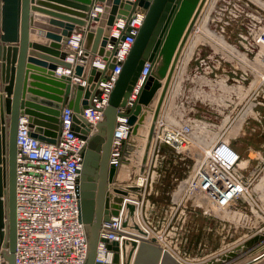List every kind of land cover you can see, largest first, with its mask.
Segmentation results:
<instances>
[{"label":"water","instance_id":"obj_1","mask_svg":"<svg viewBox=\"0 0 264 264\" xmlns=\"http://www.w3.org/2000/svg\"><path fill=\"white\" fill-rule=\"evenodd\" d=\"M56 1L63 8L36 0H0V264H14L19 116H27L33 137L54 143L59 131L60 110L66 105L73 111L75 131L81 137L87 135L88 127L81 111L91 107V99L98 93V83L114 68L117 45L130 31L131 20L139 10L144 11L143 23L111 92L104 120L89 138L76 187L89 245L85 264H100L95 262L99 240L105 242L112 253L109 264H174L176 260L171 254L160 251L152 244L156 239L145 229L141 230L137 222V199L131 193L140 191L137 180L146 175L161 112L182 50L210 0ZM31 4L56 12H45L47 17L33 15L30 11L36 9ZM119 19L126 22L120 37L116 38L111 32ZM30 24L44 32L29 30ZM76 28L84 29V65H73L66 60L68 40ZM34 35L37 36L34 38ZM109 45L113 46L111 50ZM97 56L108 58L103 70L95 65ZM145 62L152 68L136 100L125 109ZM59 68H73V76L85 81L86 86L74 82L71 76H57ZM123 109L125 113L121 112ZM147 112L151 118L145 125ZM117 117L126 118L130 134L123 142L119 163L114 166L109 164V158ZM139 129L144 130L143 135L139 134ZM134 153L138 154L139 162L132 169ZM110 192L115 196L110 198ZM111 216L120 217L124 231L131 228L143 238L126 235L122 242L99 239L102 223L110 221ZM102 232L108 233L107 230ZM263 236L255 235L204 264H223L254 248Z\"/></svg>","mask_w":264,"mask_h":264},{"label":"built area","instance_id":"obj_2","mask_svg":"<svg viewBox=\"0 0 264 264\" xmlns=\"http://www.w3.org/2000/svg\"><path fill=\"white\" fill-rule=\"evenodd\" d=\"M143 19L144 11L139 10L134 13L129 25L130 31L117 45L114 68L98 83V93L92 97L91 107L81 111V116L85 119L88 127L87 135L81 137L75 131L73 111L66 105L60 110L59 131L54 143L43 142L33 137L27 116H19L15 157L16 246L14 264L86 263L89 250L87 230L81 220L79 199L76 196L83 155L87 149L89 138L97 132L98 125L104 120V111L108 106L111 92L135 42ZM125 22L123 19L117 20L112 27L111 34L119 38ZM83 38L84 31L72 35L68 40L67 50L69 53L66 60L73 65L85 64ZM258 42L264 49V27L258 34ZM108 48L111 50L113 46L109 45ZM95 60V65L103 70L108 58L97 56ZM151 68L150 63H144L125 109L130 108L136 100L138 90ZM56 75L71 76L74 82L86 86L85 81L73 76V68H59ZM125 109L121 112L125 113ZM164 124L166 123L160 119L159 130ZM79 128L83 129L81 126ZM192 130L194 127L190 124L171 125L163 132L158 131L155 141L162 146L179 151L186 145L194 143ZM129 134L130 127L126 118L117 117L109 164L118 165L123 142ZM222 143L220 139L217 140L213 146L205 150L195 160L192 172L184 181L185 187L179 204L190 202L196 209H201L209 215L213 213L216 215L226 214L231 211L233 204H249L250 187L255 178L251 174L244 176L237 171L238 156L226 144L222 145ZM201 155L203 156L201 157ZM255 211V213L259 212V210ZM262 211L260 208V212ZM102 230H107L108 233H103ZM150 231L153 232L152 229ZM165 231L153 233L159 234V232ZM123 233L125 235L126 232L121 228L120 217L111 216L110 221L102 223L99 239L102 238L108 242H122L126 238ZM258 234L264 235V225L246 240ZM260 244L261 247L254 252L257 254H250L248 258L246 257V261L244 260L245 262L239 264H264V239L256 246L259 247ZM232 249L217 254L215 257L186 263L204 264L219 258ZM253 249H249L248 252ZM169 253L171 254V252ZM111 259L112 253L107 250L105 242L99 240L95 262L109 264Z\"/></svg>","mask_w":264,"mask_h":264},{"label":"rangeland","instance_id":"obj_3","mask_svg":"<svg viewBox=\"0 0 264 264\" xmlns=\"http://www.w3.org/2000/svg\"><path fill=\"white\" fill-rule=\"evenodd\" d=\"M215 3L212 11L221 14L216 29L228 32V40L236 50L233 93L228 91L227 95L218 85L217 95L209 106H196L195 115L201 124L198 122L192 130L194 143L178 153L189 152L191 159L186 154V161L193 166L200 154L220 139L222 145L226 144L238 156L237 171L244 176L251 174L255 180L250 187L249 204H233L231 211L223 215H209L197 209L195 216L185 214V218L184 215L175 217L170 225L150 226L153 232L166 229V233L159 232L163 245L187 263L215 257L237 247L264 225V49L258 42V34L264 27V0H219ZM242 44L250 46L248 52H241ZM191 172L192 167L183 181ZM147 186L145 180L138 187L141 191ZM260 247L261 244L223 264L243 263ZM168 249L164 250L169 252Z\"/></svg>","mask_w":264,"mask_h":264},{"label":"crops","instance_id":"obj_4","mask_svg":"<svg viewBox=\"0 0 264 264\" xmlns=\"http://www.w3.org/2000/svg\"><path fill=\"white\" fill-rule=\"evenodd\" d=\"M36 1L63 8L56 0ZM214 1L219 0H210L197 27L182 50L177 70L161 112L160 119L166 124L160 130L157 128V132H163L171 125L190 124L195 129L196 124L200 123L195 115L196 106H209L213 96L217 95L218 85L226 90L227 95L228 91H231V94L233 93L235 45L228 40L229 34L227 31L221 28L216 29L221 20V14L215 10L212 11L213 7L216 6ZM31 7L36 9L30 11L33 15L39 14L47 17L45 12H56L37 4H31ZM225 24L228 25L227 22ZM29 30H35L37 33L41 31L31 24ZM82 31L84 29L76 28L72 35ZM35 36L37 35H34V38ZM29 40L32 43L34 42L31 38ZM249 47L248 44H242L240 50L241 52H248ZM154 103L151 108L154 107ZM150 118V112H147L144 120L145 125L148 124ZM204 125L210 127L209 123ZM138 132L141 135L144 134L143 129H139ZM136 140L138 145L141 146L140 137L137 136ZM174 151L176 150L154 141L146 170V178H138L137 180V186H142L145 180L146 183L148 182V186L144 190L131 193V196L137 199L136 202L139 205L141 224L153 237L155 233L152 232L153 235L146 226L155 228L159 225H170L175 217L178 219V217L184 215L185 218V214L195 216L198 213L190 202L179 204L185 187L184 176L188 174L187 171H190L192 164L190 165L186 161V154L191 159L189 152L179 154V151ZM137 164L138 154L134 153L131 157L130 168H135ZM113 195L110 192V198ZM127 236L133 237L131 234ZM157 239L163 245L160 235ZM127 248H130V245ZM160 251L162 250L160 249Z\"/></svg>","mask_w":264,"mask_h":264},{"label":"bare ground","instance_id":"obj_5","mask_svg":"<svg viewBox=\"0 0 264 264\" xmlns=\"http://www.w3.org/2000/svg\"><path fill=\"white\" fill-rule=\"evenodd\" d=\"M216 43V42H215ZM140 178H143L144 179V177H140ZM139 209H138V212H137V218L139 219ZM137 222H139V226H140V228H141V230H146V228L141 224V221H140V219L137 221ZM128 230H127V233L125 234V235H129V234H131V235H133V237H135L136 239H142L143 237H141L135 230H133V229H131V228H127ZM147 231V230H146ZM126 232V231H125ZM148 232V231H147ZM149 233V232H148ZM150 234V233H149ZM123 235H124V233H123ZM140 236V237H139ZM150 237L151 238H155L156 239V241H155V243H153V244H156V245H154V246H156L157 248H159V249H161L162 251H165L164 249H168L167 247H165V246H163L159 241H158V239H157V236H152L151 234H150ZM264 239V236H263V238H262V240ZM164 248V249H163ZM169 252H171L170 250H169ZM256 252V251H255ZM259 253V252H258ZM254 254H257V253H254ZM171 256L176 260V262H174V264H187L184 260H182L181 258H178L177 256H175L172 252H171ZM253 256H256V255H253ZM131 263H132V261H131ZM170 264L172 263V262H169ZM237 264V263H236Z\"/></svg>","mask_w":264,"mask_h":264}]
</instances>
